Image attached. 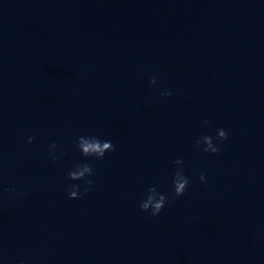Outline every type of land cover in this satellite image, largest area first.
Returning <instances> with one entry per match:
<instances>
[{"label": "clouds", "instance_id": "9594fccd", "mask_svg": "<svg viewBox=\"0 0 264 264\" xmlns=\"http://www.w3.org/2000/svg\"><path fill=\"white\" fill-rule=\"evenodd\" d=\"M150 84H156V77H152L149 81ZM162 97H170L172 92L169 90L162 91L160 93ZM210 122L208 120L203 121L204 125H208ZM228 139V133L223 128L216 129L215 138L211 135H202L196 141V148L204 153H209L212 155H217L220 153L221 148L218 143H223V141ZM34 137H28V143H32ZM215 141V142H214ZM77 148L81 155L86 158H95L101 160L105 157V153L115 151V145L110 140H102L97 136H79L77 138ZM57 148V143L53 142L49 145L50 150H55ZM53 162L56 161L57 157L54 151L49 153ZM176 170L172 176V188L174 195L176 197L183 196L189 187L190 181L183 171L184 160L176 159L174 162ZM95 175L94 168L86 163H79L75 165L73 169H70L67 173V179L73 182L83 181L85 187L83 191L80 190V185L77 183H71L66 187V191L69 199L76 200L82 198L86 195L92 188L94 181L90 179ZM199 179L202 183L206 182V176L201 173ZM5 192L14 193L18 197H23L26 193L16 192L12 188H4ZM168 203V197L159 192L156 187H149L145 193L144 198L139 203V208L142 212L149 213L152 217L158 216L161 211L165 208ZM23 264V262H21Z\"/></svg>", "mask_w": 264, "mask_h": 264}]
</instances>
